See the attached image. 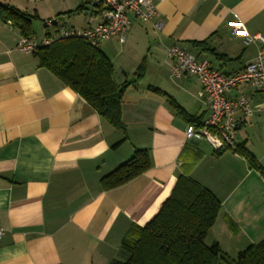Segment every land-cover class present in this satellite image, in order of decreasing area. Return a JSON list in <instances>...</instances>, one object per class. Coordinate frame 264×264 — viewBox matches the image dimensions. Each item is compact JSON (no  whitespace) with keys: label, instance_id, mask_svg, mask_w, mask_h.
Segmentation results:
<instances>
[{"label":"crops","instance_id":"obj_1","mask_svg":"<svg viewBox=\"0 0 264 264\" xmlns=\"http://www.w3.org/2000/svg\"><path fill=\"white\" fill-rule=\"evenodd\" d=\"M0 2L37 14L43 23L62 19L67 25V19L78 18L70 25L78 28L89 26L91 14H98L84 0ZM156 4L154 20L132 16L123 42L114 36L98 45L114 64L117 85L136 80L137 68L146 63L145 75L124 93L125 133L41 66L34 52L22 50L19 30L0 19V227L5 230L0 264L127 260L125 236L153 219L180 175L197 180L222 202L205 239L208 245L218 244L235 258L264 238L261 173L230 148H215L207 139L188 140L189 122L168 101L171 96L200 123L208 118L198 77L174 76L168 50L179 44L225 72L241 70L264 45L246 44L229 22L238 16L251 34L264 37V0ZM98 15L93 22L100 20ZM242 93L251 96L256 110L244 117L240 143L264 165V86L230 92ZM143 148L149 149L152 165L127 183L105 189L101 178Z\"/></svg>","mask_w":264,"mask_h":264},{"label":"trees","instance_id":"obj_2","mask_svg":"<svg viewBox=\"0 0 264 264\" xmlns=\"http://www.w3.org/2000/svg\"><path fill=\"white\" fill-rule=\"evenodd\" d=\"M30 14L0 2V19L10 22L22 36L36 34ZM45 25V24H44ZM199 43V42H198ZM39 64L50 69L66 85L86 99L97 112L120 131H126L122 106L126 88L146 72L142 61L136 80L117 85L114 64L98 45L82 37L58 38L34 51ZM150 89L163 93L160 89ZM171 107L190 123L200 126V118L190 116L171 96ZM126 136L121 141L125 140ZM239 154L264 178V165L242 143ZM152 165L150 151L137 149L126 161L101 178L105 189L127 183ZM222 209L221 200L197 180L180 175L171 195L146 225L131 230L123 240L129 252L127 260L114 259L110 264H264V238L240 251L235 258L223 253L218 244L205 241Z\"/></svg>","mask_w":264,"mask_h":264},{"label":"built area","instance_id":"obj_3","mask_svg":"<svg viewBox=\"0 0 264 264\" xmlns=\"http://www.w3.org/2000/svg\"><path fill=\"white\" fill-rule=\"evenodd\" d=\"M96 7L98 14L90 16L89 26L78 28L67 26L58 19H47L44 22L45 36L39 39L36 35L22 36L20 48L26 52H34L37 48L50 44L58 38L82 37L92 45H99L114 36L120 41L125 40L127 27L131 18L136 17L143 21H152L158 16L157 2L162 0H84ZM100 16V20L95 18ZM10 23V22H9ZM233 33H245L246 44L260 41L264 45V37L260 34H251L245 23L238 16L229 22ZM161 27V22H156ZM168 59L171 72L180 77L183 74L196 75L201 83L199 97L205 98L209 109L208 118L197 126L188 123L185 129L186 138L207 139L215 148H230L239 154L240 130L244 117L254 114L255 108L251 103V96L246 93L231 95L230 92L240 86L250 85L261 89L264 86V47L257 56L241 70L233 73L218 69L206 60L200 59L179 44L172 45L168 50ZM243 112L244 116H239ZM4 228L0 227V246Z\"/></svg>","mask_w":264,"mask_h":264},{"label":"rangeland","instance_id":"obj_4","mask_svg":"<svg viewBox=\"0 0 264 264\" xmlns=\"http://www.w3.org/2000/svg\"><path fill=\"white\" fill-rule=\"evenodd\" d=\"M75 19H78V18L67 19L68 20L67 25L70 26L72 23H74ZM58 20L64 22V20H62V19H58ZM34 22L36 25L35 26L36 35L38 36L39 39H42L45 36V32H46L44 23L41 22L40 20H36V19Z\"/></svg>","mask_w":264,"mask_h":264},{"label":"snow or ice","instance_id":"obj_5","mask_svg":"<svg viewBox=\"0 0 264 264\" xmlns=\"http://www.w3.org/2000/svg\"><path fill=\"white\" fill-rule=\"evenodd\" d=\"M240 35H246L245 33H240Z\"/></svg>","mask_w":264,"mask_h":264}]
</instances>
